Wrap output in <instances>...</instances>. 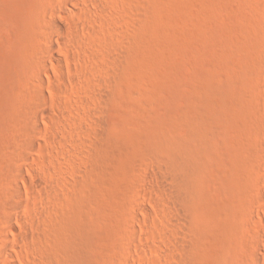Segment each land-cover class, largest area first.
Segmentation results:
<instances>
[{
    "label": "rangeland",
    "instance_id": "374dc122",
    "mask_svg": "<svg viewBox=\"0 0 264 264\" xmlns=\"http://www.w3.org/2000/svg\"><path fill=\"white\" fill-rule=\"evenodd\" d=\"M55 4L0 0V264H264V0Z\"/></svg>",
    "mask_w": 264,
    "mask_h": 264
},
{
    "label": "bare ground",
    "instance_id": "6f19581e",
    "mask_svg": "<svg viewBox=\"0 0 264 264\" xmlns=\"http://www.w3.org/2000/svg\"><path fill=\"white\" fill-rule=\"evenodd\" d=\"M70 1H72L73 4H71ZM91 2L92 0H55V3H56L55 8L57 9V11H60L61 13H64V14L78 15V13L81 11H87L84 7L86 6V4H89ZM80 3H83V5H81ZM55 28L57 29L60 35L64 36V34H66L64 28L58 25L57 22H56ZM47 53L50 56L55 55V49L53 45H51L48 48Z\"/></svg>",
    "mask_w": 264,
    "mask_h": 264
}]
</instances>
